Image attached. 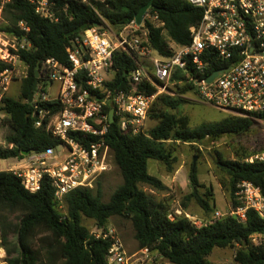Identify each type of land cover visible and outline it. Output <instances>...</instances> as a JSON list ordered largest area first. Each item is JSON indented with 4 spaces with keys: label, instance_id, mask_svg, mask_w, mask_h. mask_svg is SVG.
Instances as JSON below:
<instances>
[{
    "label": "trees",
    "instance_id": "trees-1",
    "mask_svg": "<svg viewBox=\"0 0 264 264\" xmlns=\"http://www.w3.org/2000/svg\"><path fill=\"white\" fill-rule=\"evenodd\" d=\"M50 1L54 2L53 18L38 14L28 0H11L3 9L8 24L1 27V30L26 34L33 48L22 52V59L28 65V76L22 81L24 99L7 96L1 107L11 133L5 138L7 145L0 144V159H23V150L43 152L61 144L45 126L35 125V102H29V95L38 63L41 65L40 84L45 80L43 68L47 58L53 57L70 65L68 46L83 31L70 36H67L68 32L85 23L88 27L101 25L103 19L114 29L121 30L151 0ZM152 12L159 15L164 26L156 27L146 20L149 41L154 49L164 55L169 53L168 39L181 45L190 44L191 29L202 18V10L187 0H154ZM22 21L30 28L28 32L20 30L18 24ZM208 53L213 57L209 73L230 64L216 60L214 52ZM8 66L0 60V73ZM135 67L136 63L129 55L117 51L115 74L106 81L105 86L114 91L130 88L129 77ZM137 87L149 95L155 91L146 81ZM179 91L186 93L188 86L179 87ZM183 102L185 100L181 96L159 95L149 113V118L157 120V124L146 134L123 131L118 118L108 123L105 142L112 152L113 163L119 167L123 177V183L116 188L108 202L103 201V187L99 179L93 188H77L66 195L64 205L67 214L64 215L59 210L50 178L45 177L41 189L32 193L24 188L20 178L11 170H1L0 223L3 228V245L10 243V232L17 237L14 251L8 248L6 264H108L110 241L92 236L83 219H92L96 226L106 228L113 216H122L132 221L139 250L147 248L151 254L172 264H211L208 257L216 247L236 245L238 250L235 261L238 264H264V242L256 245L251 241L254 234L264 237V219L253 210L248 211L245 222L227 215L196 227L184 216L169 219L170 199H158L142 188L141 185L145 184L158 191H169L168 185L150 172L149 160H157L172 167L177 161L175 152L178 143H201L206 138H217L225 134L243 135L256 122H264V113L255 118L228 115L219 121L191 128L189 117L176 112ZM40 105L41 108H50L51 112L59 109L58 103L54 101ZM111 108L107 106L105 111L109 112ZM250 156L237 153L235 159L224 160L219 155V163L229 175L231 208L239 205L235 192L241 181L253 182L264 194V161L249 162L247 159ZM190 181L193 190L186 199H195L207 215L215 212L212 190L199 192L195 166L190 172ZM187 206L183 202V209ZM15 213H19V221L14 225L15 229L8 231L6 223Z\"/></svg>",
    "mask_w": 264,
    "mask_h": 264
},
{
    "label": "built area",
    "instance_id": "built-area-1",
    "mask_svg": "<svg viewBox=\"0 0 264 264\" xmlns=\"http://www.w3.org/2000/svg\"><path fill=\"white\" fill-rule=\"evenodd\" d=\"M10 1H0V14ZM28 1L38 14L53 18L54 2ZM187 1L202 10V18L191 29L190 44L181 45L168 39L167 55L150 44L146 20L156 27L164 26L151 8L142 25L134 19L123 29L116 30L103 19L101 25L88 27L68 46L69 66L53 57L45 60V79L57 83L58 91L54 98L47 97L44 91L34 97L33 115L36 127L45 126L61 144L43 152H32L21 159L22 165L11 169L26 190L38 192L44 178L48 177L61 207L72 190L95 187L113 165L112 152L105 142L111 111H105L107 106L114 109L121 129L132 134L148 132L149 113L159 95L184 97L193 93L200 101L237 116L255 118L264 113V0ZM18 26L25 32L30 30L23 21ZM32 48L26 34L0 29V60L9 65L0 73V123L6 116L1 107L11 83L15 78L28 76L22 52ZM117 51L129 55L136 67L130 73L131 87L114 91L105 83L115 74ZM208 51L214 52L219 62L230 63L219 68L223 71L212 81L210 76L219 69L209 73L213 57ZM145 81L154 87L153 94H146L137 87ZM183 85L188 86L186 93L179 91ZM53 101L59 105L56 112L41 108L40 103ZM247 161H264V151L250 156ZM235 195L239 205L226 212L215 210L212 219L201 221L182 208L170 210L168 218L184 216L201 227L227 215L245 222L248 211L253 210L264 219V194L259 186L241 181ZM90 232L96 239L110 241L108 264H145V259L150 257L147 248L129 254L114 227L95 226ZM262 238L254 234L251 241L259 245Z\"/></svg>",
    "mask_w": 264,
    "mask_h": 264
},
{
    "label": "rangeland",
    "instance_id": "rangeland-1",
    "mask_svg": "<svg viewBox=\"0 0 264 264\" xmlns=\"http://www.w3.org/2000/svg\"><path fill=\"white\" fill-rule=\"evenodd\" d=\"M8 23L5 17L0 14V29ZM23 69V68H22ZM28 72V66L24 68ZM25 78H15L11 83L8 95L15 99L23 100L22 81ZM45 92L47 97L54 98L57 95L58 84L52 83L45 79L42 81L36 91V96ZM185 102L176 112L187 115L189 117V125L196 128L203 123H212L223 119L228 115H234L231 111L219 109L205 102L200 101L195 94L188 93L184 97ZM6 117V116H5ZM157 124V120L149 118L147 128L151 129ZM11 133L8 123L3 120L0 123V144L6 146V136ZM264 151V122L258 121L254 127L243 135H222L217 138H206L201 143H178L176 147L177 161L168 167L157 160H149L150 172L159 177L169 187V191H158L148 185H141L142 188L152 193L158 199L169 198L170 210L182 208V210L196 216L199 220L205 221L212 219L214 212L206 214L202 207L195 199L187 200L186 196L192 192V183L190 181V172L195 166L199 179V192L205 193L211 189L214 193V203L216 210L226 212L231 208V198L229 191V175L222 169L219 163V155L224 160H233L237 157V153L246 154L247 156ZM194 158L196 161L194 163ZM15 164L13 158L0 159V170L10 168ZM103 187V201L108 202L111 195L118 186L123 183V177L118 166L114 163L109 172L100 178ZM183 202L187 203V208L183 209ZM62 214H67V207L62 205L59 207ZM20 218L19 213H15L9 217L6 223V230L15 229L16 223ZM83 223L92 230L96 225L94 220L84 218ZM109 226L114 227L126 246L129 254L138 253V242L135 238V231L132 221L122 216H113L110 218ZM1 235L3 237V228L0 223ZM10 243L3 245V239L0 243V264L7 263L8 248L14 251L17 245V237L10 232ZM264 242V237L261 239ZM36 245V242H35ZM238 245L234 247L219 248L216 247L208 257L211 264H238L235 261V255ZM15 254V252H14ZM145 256L139 253V256ZM145 264H172L160 256L150 253V257L145 259Z\"/></svg>",
    "mask_w": 264,
    "mask_h": 264
},
{
    "label": "water",
    "instance_id": "water-1",
    "mask_svg": "<svg viewBox=\"0 0 264 264\" xmlns=\"http://www.w3.org/2000/svg\"><path fill=\"white\" fill-rule=\"evenodd\" d=\"M153 1L154 0H151L149 3H147L146 5H144L139 10V12L137 13V15L135 17V20H136V23L137 24H139V25H142L143 24L144 17L147 14L148 10L151 9V8H153ZM87 28H88V24L85 23V24L77 27L73 31L68 32L67 33V36H70L73 33L82 32V31L86 30ZM40 69H41V65H40V63H38V65L36 66V69H35V80H34V83H33L32 91L30 92V95H29V102L30 103H32L34 101V97H35L36 91H37L38 86H39V79L41 78ZM222 71H223V69H219V70L215 71L210 76L209 80L210 81L214 80ZM114 121H115V111H114V109H111V111H110V123H113ZM32 152H34V151H31V150H23L22 151V154L24 156H28ZM195 161H196V158H194V163H195Z\"/></svg>",
    "mask_w": 264,
    "mask_h": 264
},
{
    "label": "crops",
    "instance_id": "crops-1",
    "mask_svg": "<svg viewBox=\"0 0 264 264\" xmlns=\"http://www.w3.org/2000/svg\"><path fill=\"white\" fill-rule=\"evenodd\" d=\"M13 159L15 161V164L13 166H11L10 168L2 169V170H11L12 168L19 167L20 165L23 164V161L21 159H16V158H13Z\"/></svg>",
    "mask_w": 264,
    "mask_h": 264
}]
</instances>
